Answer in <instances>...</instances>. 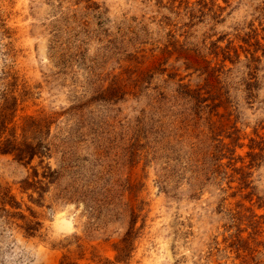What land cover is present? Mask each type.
Wrapping results in <instances>:
<instances>
[{"label": "rangeland", "instance_id": "374dc122", "mask_svg": "<svg viewBox=\"0 0 264 264\" xmlns=\"http://www.w3.org/2000/svg\"><path fill=\"white\" fill-rule=\"evenodd\" d=\"M2 92L0 264H264V0H0Z\"/></svg>", "mask_w": 264, "mask_h": 264}, {"label": "trees", "instance_id": "16d2710c", "mask_svg": "<svg viewBox=\"0 0 264 264\" xmlns=\"http://www.w3.org/2000/svg\"><path fill=\"white\" fill-rule=\"evenodd\" d=\"M8 93L9 92L0 93V100H3V102H0V154H12L17 161L29 164L35 156L42 157L48 155L49 146L45 141L46 136L49 133L51 121L45 117H29L28 119H25L21 126L22 136L21 139L18 140L15 134V129L12 128L9 131L7 127V123L14 117L17 107L16 97H9ZM6 131H9V133L5 134ZM36 173L37 172L35 171V174ZM55 173L54 170L51 171L49 168L50 176L46 173L43 175L45 178L48 177V179H51L52 182L55 178ZM4 203L5 202L2 204L4 205ZM2 209L5 210L4 208ZM30 227H33V225ZM30 227L26 228L28 234L29 231L35 229ZM135 233L132 222L130 228L122 239L121 246L117 247L118 254L115 258L116 262H123L128 259ZM104 264H112V262L107 260Z\"/></svg>", "mask_w": 264, "mask_h": 264}]
</instances>
